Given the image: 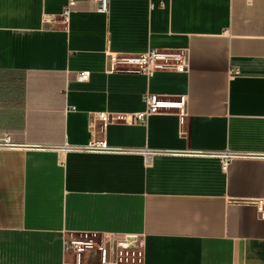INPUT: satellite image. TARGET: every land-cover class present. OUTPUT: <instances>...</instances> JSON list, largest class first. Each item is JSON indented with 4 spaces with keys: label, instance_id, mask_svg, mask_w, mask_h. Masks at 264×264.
I'll use <instances>...</instances> for the list:
<instances>
[{
    "label": "crops",
    "instance_id": "crops-1",
    "mask_svg": "<svg viewBox=\"0 0 264 264\" xmlns=\"http://www.w3.org/2000/svg\"><path fill=\"white\" fill-rule=\"evenodd\" d=\"M67 1L0 0V264H75L76 234L137 240L135 264H264V0L81 1L66 22ZM151 48L187 68L112 69ZM147 92L186 95L184 115L98 118Z\"/></svg>",
    "mask_w": 264,
    "mask_h": 264
},
{
    "label": "built area",
    "instance_id": "built-area-1",
    "mask_svg": "<svg viewBox=\"0 0 264 264\" xmlns=\"http://www.w3.org/2000/svg\"><path fill=\"white\" fill-rule=\"evenodd\" d=\"M86 2L95 7L96 10L102 12L109 11L110 0H68L61 11V16L64 21L68 22L73 11L80 5V3ZM248 3L253 2V0H247ZM189 56L185 50H172V49H159L151 48L142 54L137 55H111V64L112 69L116 71H128V72H142L150 75L157 69H176V70H185L188 66ZM91 76L89 70L80 71L77 73L76 77L78 80L85 81L88 80ZM187 96L178 95L175 97H163L158 94L147 92L144 95L145 108L144 110L128 113V114H110L107 112H102L98 114V118L108 122L111 121H121L126 124H146L149 117L153 114L163 112L165 110L176 109L180 116L185 113ZM10 146L11 143L10 137L6 136L3 140H0V146ZM63 150H75V151H87V152H106L109 150H114L110 147L108 142L103 140H92L84 146H70L66 144ZM117 151H124L128 153L143 154L148 157H151L153 154L157 153L149 150L148 148L143 149H121L118 148ZM225 158L224 166L228 159H231L233 154L227 152L222 155ZM264 203L259 205V208L264 212ZM137 240L129 239L127 237H118L111 236L109 238V247L104 249L103 257L101 259V264H121L123 261V253H127V250L132 247H137ZM72 249L76 253L75 264H81V259L83 253L86 251L85 247L79 242L75 241H66L65 250ZM139 251V250H138ZM130 259V258H129ZM130 261V260H128ZM124 262L125 264H135L140 261V252L139 259L136 262Z\"/></svg>",
    "mask_w": 264,
    "mask_h": 264
},
{
    "label": "rangeland",
    "instance_id": "rangeland-1",
    "mask_svg": "<svg viewBox=\"0 0 264 264\" xmlns=\"http://www.w3.org/2000/svg\"><path fill=\"white\" fill-rule=\"evenodd\" d=\"M70 241L79 242L86 249L84 253L89 252L93 257L99 256L100 259L103 257L104 249H108L109 247V239L105 236L76 234L70 239ZM125 251L123 253L124 258L123 261H121V264H125L124 262H135V259L137 262L139 259V251L137 247H132L127 250V253H125Z\"/></svg>",
    "mask_w": 264,
    "mask_h": 264
}]
</instances>
